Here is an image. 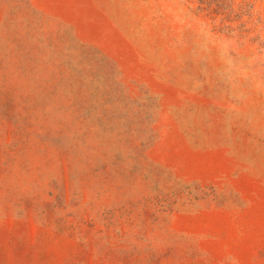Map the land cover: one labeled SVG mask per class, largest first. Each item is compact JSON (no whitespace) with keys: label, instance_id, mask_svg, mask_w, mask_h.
<instances>
[{"label":"rangeland","instance_id":"374dc122","mask_svg":"<svg viewBox=\"0 0 264 264\" xmlns=\"http://www.w3.org/2000/svg\"><path fill=\"white\" fill-rule=\"evenodd\" d=\"M0 264H264V0H0Z\"/></svg>","mask_w":264,"mask_h":264}]
</instances>
